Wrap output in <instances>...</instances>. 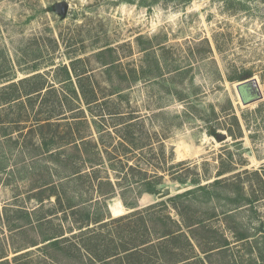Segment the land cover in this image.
I'll return each mask as SVG.
<instances>
[{"label":"rangeland","instance_id":"374dc122","mask_svg":"<svg viewBox=\"0 0 264 264\" xmlns=\"http://www.w3.org/2000/svg\"><path fill=\"white\" fill-rule=\"evenodd\" d=\"M59 3L68 5L65 18L55 11ZM108 48L110 53L101 54ZM154 60L160 61V69ZM34 74L42 78L29 88L52 86L69 96L66 110L73 104L88 121L93 116L100 133L90 123L88 139L105 160L112 158V168L123 167L111 122L100 101L90 107L81 100L76 104L73 94L80 97V86L86 94L121 92V112L149 117L139 132L142 142L159 151V143L163 145L164 159L147 169L164 176V188L173 192L180 186L185 192L194 187L171 180V166L179 162L185 168H175L187 182L197 176L201 185L220 180L209 191L213 201L206 203L208 196H202L195 202L191 209L199 224L195 231L185 230L188 243L176 241L171 249L178 255L168 258L185 259L183 264H264V0H0V87ZM251 79L257 81L261 99L243 106L235 86ZM38 106L1 109L0 122L47 116L56 122L59 108L52 99L41 111ZM7 126L14 132L13 125ZM229 128L241 132V138L229 136ZM54 131L45 130L50 136ZM218 132L227 141L217 143L212 134ZM2 133L0 129V262L92 264L90 255L72 247L80 244L76 237L87 228L77 230L74 220L81 216L72 215L52 195L58 178L53 160L37 147V131L10 137ZM89 184L87 180L74 189L84 199L92 198ZM118 201L109 200L107 211ZM154 202L159 201L148 194L138 200L140 208ZM104 212L99 206L90 208V214ZM171 216L178 218L173 211ZM115 228L108 223L102 235ZM59 234L70 243L54 255L43 240ZM57 256L60 262L53 260Z\"/></svg>","mask_w":264,"mask_h":264},{"label":"trees","instance_id":"16d2710c","mask_svg":"<svg viewBox=\"0 0 264 264\" xmlns=\"http://www.w3.org/2000/svg\"><path fill=\"white\" fill-rule=\"evenodd\" d=\"M189 1L186 0V2ZM209 51L211 52L210 48ZM110 52L111 49L108 48L103 50L101 54ZM148 55L150 57V54ZM159 63V60L155 61L156 69L161 68ZM64 69L66 68L64 67ZM40 78H42L40 74H34L17 82H13V79L8 80L9 84L0 87V110L13 106L22 110L26 106L32 108L35 103H38L41 111L48 100L52 99L55 106L59 108L58 114L55 115L56 122L52 123L51 118L47 116L43 120H35L34 122L29 120L5 124L0 122V129L3 131L2 137H10L14 132L21 136L24 133L28 135V133L37 131L40 140L37 147L43 152L42 154H47V157L53 160L54 172L58 178L57 185L50 189L53 190L52 195L59 204L65 202L72 215L81 216L80 220H74L78 226L77 230L87 228L76 237L81 239L80 244H72V247L78 251L82 249L88 256L90 255V261L103 264H183L185 259H171L167 255L171 254L173 257L178 255L171 249L177 245L176 241L186 240L188 243L185 230L195 231L193 229L199 224L197 214L191 208L202 196H208L206 203L213 201L215 196L209 191L214 190L220 180L201 185V177L197 176V178L187 182L188 180L182 178L181 172L176 170L177 167L185 168L183 167L185 163L179 162L177 165L171 166V169L174 170H171L169 174L171 180L181 185L190 183L189 185L194 187L166 200L140 208L138 200L143 194L155 198L165 189L164 176L159 175L156 170L150 172L151 170L147 169H152L154 164L165 157L161 150L163 148L161 143H159L161 148L159 151L153 144L142 142L143 137L139 132V126H142L144 118L148 119L149 117L135 114L134 110L126 113L121 112L118 108L119 102L124 98L121 92L86 94L80 86V97L75 93L73 94L76 104L81 100L90 107L94 106L93 103L100 101L99 105L101 104L102 110L106 113L104 115L107 122H111L109 128L112 129V134L117 140V161L123 167L122 169L112 168L113 160H110L112 158L105 160L100 156L101 153L98 151L97 144L88 139L92 136L90 123L95 124L96 128L93 129L100 133L93 116L88 121L84 116V110L81 107L73 109V104L66 110L65 101L68 100L69 96L57 93L52 86L45 88L44 85H40L35 89L29 88L33 81L37 82ZM66 81L71 80L68 78ZM66 113H70L71 116L67 117ZM153 118H155L154 115ZM232 119L238 122L235 115L232 116ZM19 122L24 124H19ZM7 125H13L15 127L14 132L8 131V128H5L9 127ZM51 128H54L55 131L51 135L52 144H49L51 136L47 135L45 130ZM79 128L84 129L87 134H80L81 129ZM226 132L235 139L241 138V132L236 133L232 128L227 129ZM46 135L49 138H46ZM115 155L112 154L114 159L117 158ZM107 169H111L114 174L113 179ZM186 170L189 168L187 167L184 171ZM84 180L90 182L89 185L94 192V198L91 196L92 198L84 199L83 194L74 189L79 186V183L85 182ZM73 197L77 198L78 201L73 202ZM114 198L120 200L124 209L134 211L112 218L107 211V205L109 200ZM92 200H95V204L91 203ZM92 206L104 208L105 215L90 214ZM172 211L178 217L177 219L171 216ZM187 213H189V217H186ZM213 215L211 211L209 218ZM97 223H101L98 228H88L91 224ZM108 223L116 225L115 231L109 230L106 235H102V229L106 228ZM74 237L75 234H72V238ZM44 243L45 247L49 246L50 249L54 250V255H58L56 253L65 252L66 248L64 247L70 243V240L63 234H59L45 238ZM92 248H99V251H93ZM215 249L217 248H211L210 251ZM96 252L98 253L95 254ZM50 258L52 260V257ZM53 260L60 262L58 256L53 257ZM2 263L0 262V264Z\"/></svg>","mask_w":264,"mask_h":264},{"label":"water","instance_id":"95a60500","mask_svg":"<svg viewBox=\"0 0 264 264\" xmlns=\"http://www.w3.org/2000/svg\"><path fill=\"white\" fill-rule=\"evenodd\" d=\"M55 11L56 13L61 16L62 18H65L66 15H67V11H68V5L66 3H59L57 5H55ZM251 84L256 88L257 91H259V86H258V83L255 79H251L250 80ZM236 93L240 99V103L243 105V106H247L251 103H254L255 101L257 100H260L261 99V94L259 92V94L256 96V97H252V98H245L244 96V89L243 87H240V86H236ZM214 140L217 142V143H221V142H225L227 141L228 137L225 133H216L214 136ZM173 192L175 194H179L182 192V188L180 186H175L174 187V190ZM169 188H165L161 194H159L158 196H156V200L157 201H162L166 198H169L171 197L174 193H173ZM134 210H129L128 212H126V210H124L123 214L122 215H125L127 213H131L133 212ZM109 212H110V215L112 218H117L119 216H116V217H113L112 215V212H111V207L109 206ZM120 215V216H122Z\"/></svg>","mask_w":264,"mask_h":264},{"label":"bare ground","instance_id":"6f19581e","mask_svg":"<svg viewBox=\"0 0 264 264\" xmlns=\"http://www.w3.org/2000/svg\"><path fill=\"white\" fill-rule=\"evenodd\" d=\"M236 86L243 87L244 92H245L244 96L247 99L252 98V97H256L260 92V91H257L256 88L251 84L250 80L239 83ZM239 101H240V99H239ZM110 207H111V212H112L113 217L120 216L124 212L123 206L120 204L119 201Z\"/></svg>","mask_w":264,"mask_h":264}]
</instances>
